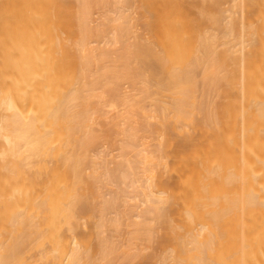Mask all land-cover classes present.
I'll return each mask as SVG.
<instances>
[{"label":"bare ground","instance_id":"obj_1","mask_svg":"<svg viewBox=\"0 0 264 264\" xmlns=\"http://www.w3.org/2000/svg\"><path fill=\"white\" fill-rule=\"evenodd\" d=\"M144 259L264 264V0H0V264Z\"/></svg>","mask_w":264,"mask_h":264},{"label":"rangeland","instance_id":"obj_2","mask_svg":"<svg viewBox=\"0 0 264 264\" xmlns=\"http://www.w3.org/2000/svg\"><path fill=\"white\" fill-rule=\"evenodd\" d=\"M180 10L184 11V7H180ZM154 13H156L155 10H154ZM187 13H188V11H187ZM95 16H96V15H94V17H95ZM194 17H195V15H191L190 18H194ZM134 22H135V23H134ZM134 22H133V23H134V25H135L136 27L141 26V24L139 23L138 20H134ZM137 23H139V25H136ZM140 30H141V29H140ZM147 134H148L147 136H149L151 133H147ZM151 135H152V134H151ZM151 135H150V136H151ZM150 136H149V137H150ZM177 137H178V136H177ZM180 137H181V136H180ZM180 137L177 138V140L175 141V142H176V145H174V146H176V147H174V148H172V149H175V150H176L177 148H179V145L181 144V141L184 139L183 137H181V138H180ZM175 139H176V137H175ZM147 140H149V139H147ZM151 140H152V136H151V139L149 140V142H151ZM155 141H156V137H155V140L153 139L152 142H151L149 145L153 144V145H155V148H156V144L153 143V142H155ZM109 148H110V147H109ZM109 148H108V150L106 149L108 152H110ZM149 148H151V149H155V148H152L151 146H149V147H148L149 152H150V149H149ZM113 151H114V150H113ZM156 151H157V148H156V150H154V152H153V150H152V153H153V154H155V153L157 154ZM108 152H107V156H108V158H109ZM114 152H115V151H114ZM116 152H117V150H116ZM110 153H111V155L114 154V156H112V158H114L115 155H117L116 153H112V150H111ZM154 156H155V155H154ZM155 157H156V156H155ZM173 175H174V174H173ZM174 176H175V175H174ZM174 176H173V177H174ZM167 177H168V176H167ZM140 186H141V184H140ZM135 195H136V194H135ZM136 197L138 198L137 195H136ZM137 198L130 199V200H132L133 202H134V200H135V202H134L135 204L133 203V205H137V203H138V202H136V199H137ZM140 198H141V196L139 195V199H140ZM137 200H138V199H137ZM141 200H142V198H141ZM141 200H139V201H141ZM130 203H132V202L129 201L128 204H130ZM139 203H140V202H139ZM139 203H138V204H139ZM130 205H132V204H130ZM142 206H143V205H142ZM142 206L139 205L140 208H141ZM132 207H133L132 209H134V206H132ZM136 207H137V206H136ZM140 208H139V209H140ZM135 209H136V208H135ZM139 209H138V211H139ZM135 211H136V210H135ZM135 211H132V212H135ZM156 228H157V227H156ZM155 230H157V229H155ZM158 231L161 233L160 229H159ZM154 232H155L156 235H153V236H158V237H159V235L162 234V233L160 234L159 232H158V233H159V234H158L157 231H154ZM157 234H158V235H157ZM156 238H157V237H156ZM156 238L154 237V239H156ZM153 245H155V240H154V244H153ZM151 247H152V246H151ZM153 247H154V246H153ZM155 247H156V246H155ZM149 248H150V246H149ZM156 249H157V248H156ZM156 249H155V248H153V249L151 248V251H150V252L152 253V251L154 252ZM143 251H145V249H144ZM146 251H148L147 248H146ZM150 252H146V255H148L147 253H150ZM143 253H145V252H143ZM151 253L148 255L149 257H151L150 255L153 254V253H152V254H151ZM155 253H156V252H155ZM143 255H144V254H143ZM146 255H145V256H146ZM145 256H143V258H144ZM152 256H153V255H152ZM146 257H147V256H146ZM146 257H145V259H146ZM145 259H144V261H145ZM147 259L149 260L148 257H147ZM147 259H146V261H147ZM146 261H145V264H146ZM137 262H138L139 264H140V262H142V263L144 264V262H143L142 260H141V261H140V260H139V261H136V262L133 263V264H136ZM142 263H141V264H142Z\"/></svg>","mask_w":264,"mask_h":264}]
</instances>
